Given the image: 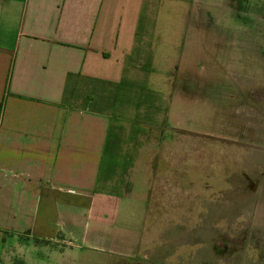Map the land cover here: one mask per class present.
Instances as JSON below:
<instances>
[{"label": "crops", "instance_id": "0c3cea01", "mask_svg": "<svg viewBox=\"0 0 264 264\" xmlns=\"http://www.w3.org/2000/svg\"><path fill=\"white\" fill-rule=\"evenodd\" d=\"M156 1L0 0V264L134 258L164 85Z\"/></svg>", "mask_w": 264, "mask_h": 264}, {"label": "rangeland", "instance_id": "374dc122", "mask_svg": "<svg viewBox=\"0 0 264 264\" xmlns=\"http://www.w3.org/2000/svg\"><path fill=\"white\" fill-rule=\"evenodd\" d=\"M154 4L164 85L138 247L76 264H264V0Z\"/></svg>", "mask_w": 264, "mask_h": 264}]
</instances>
